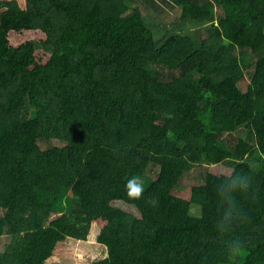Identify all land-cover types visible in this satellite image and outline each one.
I'll use <instances>...</instances> for the list:
<instances>
[{
	"label": "trees",
	"instance_id": "1",
	"mask_svg": "<svg viewBox=\"0 0 264 264\" xmlns=\"http://www.w3.org/2000/svg\"><path fill=\"white\" fill-rule=\"evenodd\" d=\"M142 1L0 0V264H51L69 238L107 248L91 264H264V0H161L201 27L163 40ZM235 173L247 219L221 233Z\"/></svg>",
	"mask_w": 264,
	"mask_h": 264
},
{
	"label": "rangeland",
	"instance_id": "2",
	"mask_svg": "<svg viewBox=\"0 0 264 264\" xmlns=\"http://www.w3.org/2000/svg\"><path fill=\"white\" fill-rule=\"evenodd\" d=\"M144 8L146 20L153 25L156 37L158 40H163L168 34L174 32H181L185 34H194L195 36H201V27L192 23H180L181 11L179 8L168 6L161 0H155V2L145 1L141 2ZM245 62V61H244ZM250 58H247V66H245V80L241 83L240 87L243 91H247L250 83V75L252 73V66L249 65ZM245 133L239 132L236 137H244ZM53 145L62 146L59 141H54ZM250 165L254 170H258L264 167V156L257 153L254 157L248 159ZM221 165L211 166L210 171L213 173L220 172ZM205 171L204 167H195L190 172L185 174V177L179 184V190L177 194L180 197L188 198L190 190L194 185L202 183L198 174ZM137 181H142L140 178H136ZM115 206L140 216V213L131 205L126 203L116 202ZM78 206L75 205V208ZM192 213L199 214L197 207L192 208ZM201 216L200 214L197 217ZM6 238L0 240V250L4 249ZM80 242V243H79ZM108 257L107 248L103 245L93 244L91 242L76 241L74 239L67 240L65 243H60L55 251V260L51 264H91L94 261L105 259Z\"/></svg>",
	"mask_w": 264,
	"mask_h": 264
},
{
	"label": "clouds",
	"instance_id": "3",
	"mask_svg": "<svg viewBox=\"0 0 264 264\" xmlns=\"http://www.w3.org/2000/svg\"><path fill=\"white\" fill-rule=\"evenodd\" d=\"M130 192L139 196L143 192V183L135 179L129 181ZM250 188V181L246 175L235 173L225 175L224 178L215 186L214 192L221 207L218 209L216 221L217 229L221 233L230 232L235 225H242L247 214L237 200L238 194H243ZM135 189V191H134ZM229 252H238L242 248L240 239L233 238L226 242Z\"/></svg>",
	"mask_w": 264,
	"mask_h": 264
},
{
	"label": "snow or ice",
	"instance_id": "4",
	"mask_svg": "<svg viewBox=\"0 0 264 264\" xmlns=\"http://www.w3.org/2000/svg\"><path fill=\"white\" fill-rule=\"evenodd\" d=\"M134 191H135V189H134Z\"/></svg>",
	"mask_w": 264,
	"mask_h": 264
}]
</instances>
